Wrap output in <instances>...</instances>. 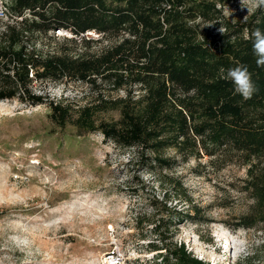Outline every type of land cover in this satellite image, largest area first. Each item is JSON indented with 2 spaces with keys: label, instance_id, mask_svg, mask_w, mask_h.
Wrapping results in <instances>:
<instances>
[{
  "label": "trees",
  "instance_id": "16d2710c",
  "mask_svg": "<svg viewBox=\"0 0 264 264\" xmlns=\"http://www.w3.org/2000/svg\"><path fill=\"white\" fill-rule=\"evenodd\" d=\"M5 1L9 13L20 18L0 28V100L47 103L55 129L72 128L77 136L99 132L131 151L130 161L149 153L154 161L167 162L161 155L167 148L183 157L229 149L246 165L242 190L251 199L248 211L229 226L264 231V66L256 64L251 37L257 28L264 32V5L239 21L223 12L232 0ZM70 25L76 34L98 35L80 36L83 49L75 56H42L35 48L33 34ZM94 44L103 46L93 49ZM240 65L256 87L249 99L225 78ZM63 77L87 83L95 96L76 105L32 90L33 81ZM117 91L123 95L106 94ZM112 112L116 118L105 117ZM167 201L157 198L153 213L135 216L158 237L148 241L155 254L146 264H207L183 242L161 237V221L167 233L174 217L180 222L197 211ZM157 211L167 213L165 218Z\"/></svg>",
  "mask_w": 264,
  "mask_h": 264
},
{
  "label": "rangeland",
  "instance_id": "374dc122",
  "mask_svg": "<svg viewBox=\"0 0 264 264\" xmlns=\"http://www.w3.org/2000/svg\"><path fill=\"white\" fill-rule=\"evenodd\" d=\"M0 5L2 29L20 17L9 13L5 0ZM256 7L255 0H232L223 12L243 21ZM97 35L92 30L76 34L70 25L37 32L33 40L42 56H75L83 49L80 36ZM32 90L76 105L95 96L87 83L69 77L33 81ZM106 94L122 96L123 91ZM48 110L47 103L0 100V264L150 263L155 251L148 241L158 237L135 216L153 213L152 202L162 197L170 207L198 211L180 222L174 217L167 233L161 221L164 241L183 242L207 264H264V231L229 226L251 204L242 190L246 165L235 153L183 157L167 148L161 151L167 162L154 161L149 153L130 161L131 151L99 132L77 136L72 128L55 129ZM110 115L117 117L116 112L105 117Z\"/></svg>",
  "mask_w": 264,
  "mask_h": 264
},
{
  "label": "clouds",
  "instance_id": "9594fccd",
  "mask_svg": "<svg viewBox=\"0 0 264 264\" xmlns=\"http://www.w3.org/2000/svg\"><path fill=\"white\" fill-rule=\"evenodd\" d=\"M257 7L264 5V0H255ZM253 39V52L257 66H264V32L259 28L251 33ZM232 81L234 92L241 95L244 99H249L256 91V87L252 81V77L246 66L240 65L227 71L225 77Z\"/></svg>",
  "mask_w": 264,
  "mask_h": 264
},
{
  "label": "built area",
  "instance_id": "2783aa9c",
  "mask_svg": "<svg viewBox=\"0 0 264 264\" xmlns=\"http://www.w3.org/2000/svg\"><path fill=\"white\" fill-rule=\"evenodd\" d=\"M0 14L2 15V14H4V10H3V8H2V6L0 5ZM112 261H110V263H111ZM112 264V263H111Z\"/></svg>",
  "mask_w": 264,
  "mask_h": 264
},
{
  "label": "bare ground",
  "instance_id": "6f19581e",
  "mask_svg": "<svg viewBox=\"0 0 264 264\" xmlns=\"http://www.w3.org/2000/svg\"><path fill=\"white\" fill-rule=\"evenodd\" d=\"M231 249V248H230ZM232 250V249H231ZM108 259V257H106V260ZM109 259H110V257H109Z\"/></svg>",
  "mask_w": 264,
  "mask_h": 264
}]
</instances>
